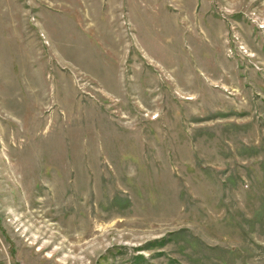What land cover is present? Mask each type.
I'll use <instances>...</instances> for the list:
<instances>
[{"label":"rangeland","instance_id":"1","mask_svg":"<svg viewBox=\"0 0 264 264\" xmlns=\"http://www.w3.org/2000/svg\"><path fill=\"white\" fill-rule=\"evenodd\" d=\"M0 264H264V0H0Z\"/></svg>","mask_w":264,"mask_h":264}]
</instances>
